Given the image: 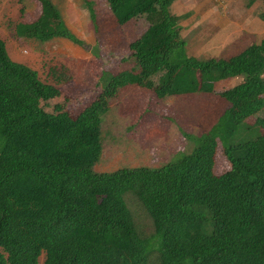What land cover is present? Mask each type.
<instances>
[{
    "label": "trees",
    "instance_id": "obj_1",
    "mask_svg": "<svg viewBox=\"0 0 264 264\" xmlns=\"http://www.w3.org/2000/svg\"><path fill=\"white\" fill-rule=\"evenodd\" d=\"M38 1L39 18L18 34L24 41L84 45L57 6ZM175 1L106 0L119 26L141 30L129 44L137 68L104 73L101 94L75 118L54 103L61 92L14 62L0 37V264H40L42 256V264H264V114L247 122L264 110V38L230 59L192 57L184 16L170 10ZM239 78L218 93L229 107L208 132H182L190 152L159 168L94 171L103 120L122 89L158 99L208 95ZM248 132L257 135L240 138ZM219 144L230 169L216 175ZM128 195L152 221L150 237Z\"/></svg>",
    "mask_w": 264,
    "mask_h": 264
},
{
    "label": "rangeland",
    "instance_id": "obj_2",
    "mask_svg": "<svg viewBox=\"0 0 264 264\" xmlns=\"http://www.w3.org/2000/svg\"><path fill=\"white\" fill-rule=\"evenodd\" d=\"M57 6L65 26L83 41L77 46L65 39L48 42L24 41L23 26L41 14L38 0H0V37L10 58L35 72L39 79L55 86L72 118L94 102L102 91L104 73L113 75L136 70L129 44L141 32L134 25L119 26L106 0H49ZM249 0H176L172 14L180 21L181 37L188 54L198 59H230L264 38V3L248 7ZM88 5L96 16V29ZM142 21H140V24ZM136 30H135V29ZM20 36H19V35ZM240 78L215 85L216 94H195L158 99L152 91L128 87L110 103L103 120V154L94 167L97 173L120 168H159L180 153L192 150L182 132L200 136L216 123L229 104L220 98ZM264 110L247 122L263 117ZM264 133V128L261 129ZM238 135H240L238 133ZM248 132L240 137L254 139ZM230 163L218 145L214 173L221 175ZM139 231L144 237L154 233L152 221L135 197H125ZM44 257L40 258V264Z\"/></svg>",
    "mask_w": 264,
    "mask_h": 264
},
{
    "label": "crops",
    "instance_id": "obj_3",
    "mask_svg": "<svg viewBox=\"0 0 264 264\" xmlns=\"http://www.w3.org/2000/svg\"><path fill=\"white\" fill-rule=\"evenodd\" d=\"M232 81H234V80H229V81H225V82H232ZM236 85V83L233 85V86H235ZM233 86H231V87H233Z\"/></svg>",
    "mask_w": 264,
    "mask_h": 264
}]
</instances>
